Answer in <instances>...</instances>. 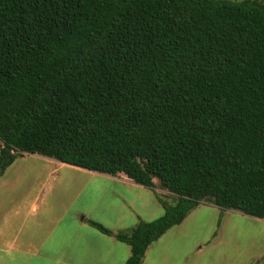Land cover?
<instances>
[{
	"label": "trees",
	"instance_id": "obj_1",
	"mask_svg": "<svg viewBox=\"0 0 264 264\" xmlns=\"http://www.w3.org/2000/svg\"><path fill=\"white\" fill-rule=\"evenodd\" d=\"M0 141V177L41 154L176 194L130 232L89 221L126 264L204 200L264 218V2L0 0Z\"/></svg>",
	"mask_w": 264,
	"mask_h": 264
},
{
	"label": "rangeland",
	"instance_id": "obj_2",
	"mask_svg": "<svg viewBox=\"0 0 264 264\" xmlns=\"http://www.w3.org/2000/svg\"><path fill=\"white\" fill-rule=\"evenodd\" d=\"M2 148L0 141V154ZM3 181L0 264H95L104 244L125 259L130 246L89 221L130 232L140 220L164 215L159 198L178 200L158 179L153 189L41 154L18 158ZM143 264H264V218L204 200L150 245Z\"/></svg>",
	"mask_w": 264,
	"mask_h": 264
},
{
	"label": "crops",
	"instance_id": "obj_3",
	"mask_svg": "<svg viewBox=\"0 0 264 264\" xmlns=\"http://www.w3.org/2000/svg\"><path fill=\"white\" fill-rule=\"evenodd\" d=\"M26 154H28V153H24V155H22L18 158L24 157ZM18 158L16 160H18ZM16 160L14 161V163L16 162ZM7 170H8V168H7ZM7 170H6V172H7ZM6 172L4 173L3 176L0 177V197L5 191L6 182L3 181V178L5 177ZM116 240L119 241L118 239H116ZM122 243H124V242H122ZM131 254H132L131 246H130V250H129L127 257L125 259H123V256L120 254L119 249L117 247L114 248V247H110L108 244H104L101 246L100 251H98V250L95 251V254L93 257L95 259V264H126V261L131 256ZM143 262H144V259H143Z\"/></svg>",
	"mask_w": 264,
	"mask_h": 264
},
{
	"label": "water",
	"instance_id": "obj_4",
	"mask_svg": "<svg viewBox=\"0 0 264 264\" xmlns=\"http://www.w3.org/2000/svg\"><path fill=\"white\" fill-rule=\"evenodd\" d=\"M11 154H12V151H9L7 154L6 160H8L10 158Z\"/></svg>",
	"mask_w": 264,
	"mask_h": 264
}]
</instances>
